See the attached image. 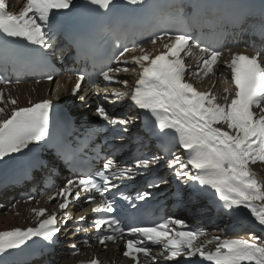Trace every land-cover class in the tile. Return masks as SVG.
Instances as JSON below:
<instances>
[{
  "label": "snow or ice",
  "instance_id": "6c2138e0",
  "mask_svg": "<svg viewBox=\"0 0 264 264\" xmlns=\"http://www.w3.org/2000/svg\"><path fill=\"white\" fill-rule=\"evenodd\" d=\"M85 3L105 13L117 7L116 0H85ZM124 3L144 5L145 0H124ZM8 9L5 0H0V54L7 58L13 51L10 46H14L22 49L24 58L30 62H47L55 57L56 37L74 14L69 9L75 10L76 5L74 0H27L19 15ZM260 15L264 30V0L260 5ZM158 42H164V50L155 55L141 46V55L125 59L135 49L122 48L109 58L114 59L118 67L105 65L99 75L109 84L123 85L127 89L129 80L118 79L113 74L135 73L130 92L114 88L112 98L109 99L107 94L104 98L110 104L129 100L134 108L145 113L153 122L149 136L156 138L163 155L140 154L134 156L132 166H128L113 152L103 158L99 170L91 166L87 170L77 169L65 154L43 164L42 167L51 174L62 166V161L72 166L74 175L54 195L48 196L49 202L57 201L62 215L48 213L46 208L33 209L37 226L0 231V264H18L16 252L24 251L25 246L31 247L29 241L33 245L55 248L62 226L73 220L70 205L80 201L82 194H87L84 203L94 205L91 207L93 213L103 214L93 219L90 225L98 234L99 244L106 250L109 242L116 244L129 237L125 241L123 256L132 264H157L161 258L163 261H178L180 257L184 260L179 264H198L192 260L193 257H199L207 264H264V240L253 233L236 239L214 236L203 240L208 233L203 229L190 228L183 219L169 217L144 226L126 222L134 214L118 201L127 202L132 208L136 205L133 198L121 190L118 181H131L137 174L154 172L156 165L163 167L161 162L166 161L180 185L192 188L193 194L211 196L214 206L233 218L244 216L247 210L255 224L264 231V179L251 167L257 163L264 165V47L254 49L252 55L232 53L231 48L202 44L186 29L160 30L150 39L153 45ZM76 44L79 49V43ZM193 47L199 49L196 70L185 63V58L193 55ZM225 51L232 53L231 60L223 67L230 70L235 90L225 89L222 97L213 91L215 84L207 91H199L189 79L201 72L205 77L215 75V66ZM128 65L134 67L129 68ZM73 75L77 76V82L71 94L76 96L86 76L84 73ZM47 79L52 82L54 77L49 74ZM19 82V78L13 81L0 76V85ZM56 90L58 88L53 92ZM79 99L83 101L84 95ZM29 103V107H17L18 101L10 96L5 100V92L0 90V104L13 106L10 115L5 107H0V116L5 117L0 118V161L3 162L0 167L21 158L14 154L22 153L27 157L50 143L52 100ZM95 112L106 126L111 127L114 138L120 140L124 139L122 133L128 132L129 126L138 119L136 115H110L102 106H98ZM88 132L94 134L92 129ZM177 148L185 151L186 159L176 153ZM94 158L100 159L99 154ZM167 182L161 177L150 182L148 187L159 188ZM4 190L5 185L0 183V192ZM150 197L151 193L140 192L135 199L144 201ZM34 199L29 196L25 202L30 203ZM41 217L43 219H39ZM85 219L83 215L75 218L73 227L76 232L87 231L83 225ZM83 242L90 246L88 239ZM213 243L216 244L214 250L208 249V245ZM153 245L161 246L155 254ZM70 247L71 255L79 254L76 243ZM88 264H100V261L93 258Z\"/></svg>",
  "mask_w": 264,
  "mask_h": 264
},
{
  "label": "bare ground",
  "instance_id": "6f19581e",
  "mask_svg": "<svg viewBox=\"0 0 264 264\" xmlns=\"http://www.w3.org/2000/svg\"><path fill=\"white\" fill-rule=\"evenodd\" d=\"M20 2H24L23 0H19ZM168 42V41H164ZM160 42L159 44H148L143 46L148 52L155 55L157 51L163 49V43ZM238 52V51H236ZM232 52V53H236ZM232 53L226 52L223 57H221L220 62L218 63V70H219V76L215 78L212 74H209V77L206 78L205 81L200 82L195 85V79H189V82L192 83L199 91H207L210 88H212L213 84H215V88L213 91L218 96H223L225 94V89H228L229 91H234L235 86L234 83L231 80V72L230 70H227L223 67L225 62H228L231 60ZM142 53L139 51V49H135L134 52H129L125 59H130L132 56H139ZM129 68L134 67L132 65H128ZM118 79H128L129 80V86L127 89L124 88L123 85L113 84L112 87H107L104 89V93L107 95L112 96V91L114 88H120L122 91H131L132 86L135 82V73L132 71H129L127 73H114ZM0 90H3L5 92V100L9 98H14L18 101L17 107L27 106L30 105L29 101L36 102L45 98H50V96H47L46 93L49 91V88L47 87V83H26L21 85H9L6 86ZM62 92L59 91L57 95H60ZM124 103H128V100H122ZM223 103V100L220 101ZM0 107H5L7 114L10 115L12 105L11 104H0ZM0 118H5L0 116ZM3 162L0 161V165H2ZM6 166L0 167V176L1 172ZM253 171L257 173V175L264 179V165H261L257 163L256 165L251 166ZM38 203L36 201H32L30 203L26 202H15L10 207L6 208H0V231H10L14 230L18 227H23L25 225H28L31 223L32 219L34 218L33 209H36L38 206H36ZM245 215H250L247 213V210H245ZM244 216H242L243 218ZM249 225V226H247ZM240 229L245 230L248 233H253L256 236H258L260 239L264 240V231H261V228L253 223L251 224H245L241 225ZM75 260H70L62 264H74Z\"/></svg>",
  "mask_w": 264,
  "mask_h": 264
}]
</instances>
